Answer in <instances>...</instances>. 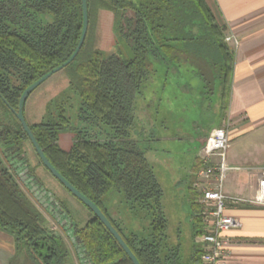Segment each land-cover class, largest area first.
<instances>
[{
	"label": "trees",
	"instance_id": "16d2710c",
	"mask_svg": "<svg viewBox=\"0 0 264 264\" xmlns=\"http://www.w3.org/2000/svg\"><path fill=\"white\" fill-rule=\"evenodd\" d=\"M101 10L112 13L118 40L128 47L130 58L120 52L106 57L94 46ZM87 16L84 42L64 70L71 68L76 76L70 88L79 98L80 116L106 128L102 140L74 130L70 150L63 151L59 135L73 129L62 102H54L55 115L49 112L46 120L28 127L49 163L103 212L139 264H180L177 251L166 244L161 187L129 130L136 99L149 80L179 65L198 76L209 94L220 87L221 111L226 109L234 53L225 42V28L205 0H87ZM82 25L81 0H0V114L5 117L0 120V231L14 243L5 264H81L65 234L49 228L2 153H23L27 136L10 110H17L25 89L72 56ZM201 165L197 159L188 189L194 237L204 231L199 193L191 187ZM111 190L149 213L147 235L124 233L114 225L102 204ZM73 237L88 264H132L91 212L83 226H74ZM201 254V246L194 244L189 264Z\"/></svg>",
	"mask_w": 264,
	"mask_h": 264
},
{
	"label": "rangeland",
	"instance_id": "374dc122",
	"mask_svg": "<svg viewBox=\"0 0 264 264\" xmlns=\"http://www.w3.org/2000/svg\"><path fill=\"white\" fill-rule=\"evenodd\" d=\"M101 11L97 12L94 25V46L106 57L120 52L124 57L130 58L128 47L118 40L113 17L107 15L109 11L102 14ZM75 81L76 76L71 68L53 74L30 96L26 107L27 119L31 123L42 122L47 119L49 112L55 115L54 102H62L66 117L70 118V127L75 131L86 130L90 138L97 139L99 137L95 128L97 125L92 121L83 123L79 119V100L70 88V83ZM159 84L156 80L153 81L142 90L140 97L136 99L135 120L129 130V138L136 141L140 149L145 152V157L152 165L156 180L161 187V209L166 222L167 243L171 247L180 249L182 264H189L194 244L191 239L193 210L185 176L194 164L195 154L199 152L198 139L210 127V114L203 107L202 101L208 104L210 100L213 102L215 96L209 94L207 88L201 89V82L192 76L191 72H185L182 69L180 75L171 77L163 87L160 88ZM218 89L220 91V87ZM148 96L157 98L156 101H152L154 112H157L152 117L153 119L149 118L152 114L144 105L148 104L145 102ZM205 98L207 100H204ZM151 109L153 110V107ZM4 118L0 114V120ZM7 123H9L8 120ZM163 123H165L164 126ZM225 128L229 137L228 160L238 158V156L245 158L248 163H254L256 159L258 161L264 159V153L255 155L256 149H259L261 145L264 147V135L257 139L256 134H249L244 139H239L236 128L228 125V122ZM175 135L181 140L174 139ZM71 143V132L66 131L59 136L58 144L64 151L70 149ZM23 150L31 169L38 176L41 184L66 204L73 222L77 223L78 227L84 225L85 221L90 218L87 209L40 166L28 142L24 143ZM2 160L5 163V159L2 158ZM8 168L11 169L10 166ZM197 192L199 203L200 192ZM102 204L111 219L123 229L124 233L128 229L142 235L149 230L148 214L132 208L121 192L109 191L103 197ZM38 206L45 214L49 228L63 235L64 232L60 226L45 213L40 205ZM199 206L201 209L200 203ZM4 260L7 261V259Z\"/></svg>",
	"mask_w": 264,
	"mask_h": 264
},
{
	"label": "crops",
	"instance_id": "0c3cea01",
	"mask_svg": "<svg viewBox=\"0 0 264 264\" xmlns=\"http://www.w3.org/2000/svg\"><path fill=\"white\" fill-rule=\"evenodd\" d=\"M205 2L217 23L225 28V38L231 37L236 44L232 40L228 42L234 53V61L226 109L221 111V93L217 88L212 93L215 96L213 102L210 100L207 104L206 101H202L203 107L210 114V127L198 139L199 152L209 132L222 127L226 122L236 128L239 139H244L249 134H256L257 139L264 135V0H205ZM103 12L107 11L100 13ZM107 15L113 17L110 12ZM164 68L165 66L163 70L166 69ZM176 68L177 70L172 67L165 73H158L159 77L150 79L149 84L156 80L161 88L171 77L180 75L181 69L188 71L183 65ZM191 74L201 82L200 88H204L199 77ZM156 99L154 96H148L145 100L148 104L144 105L150 110L151 119L157 114L152 105V101ZM177 138L181 140L175 135L174 139ZM199 152L195 154L194 164L185 176L188 189L193 181V169L196 160L199 159ZM263 153L264 147L261 145L256 149L255 155ZM226 164L229 171L223 184V193L238 200L237 203L228 204L227 210L230 215L240 220L241 227L223 234L228 239L225 261L228 264H264V206L255 203L264 198V159L248 163L240 156L228 160L226 154ZM195 178L191 187L199 191L196 187L197 176ZM191 239L198 245L193 231ZM13 254L12 237L0 231V264H5L4 259Z\"/></svg>",
	"mask_w": 264,
	"mask_h": 264
},
{
	"label": "built area",
	"instance_id": "2783aa9c",
	"mask_svg": "<svg viewBox=\"0 0 264 264\" xmlns=\"http://www.w3.org/2000/svg\"><path fill=\"white\" fill-rule=\"evenodd\" d=\"M225 40H232L236 44L231 37ZM225 126L226 123L212 129L199 152L202 165L196 173V187L201 194L199 203L202 206L204 231L195 238L202 249L200 260L195 264H228L225 261L228 239L223 234L241 227L237 217L227 214L228 204L237 203L238 200L223 193V184L229 171L226 164L229 137ZM255 203L264 206V198Z\"/></svg>",
	"mask_w": 264,
	"mask_h": 264
},
{
	"label": "water",
	"instance_id": "95a60500",
	"mask_svg": "<svg viewBox=\"0 0 264 264\" xmlns=\"http://www.w3.org/2000/svg\"><path fill=\"white\" fill-rule=\"evenodd\" d=\"M81 5H82V15H83V25H82V32H81V37L78 42V45L72 54V56L60 67L57 69L53 70L52 72L46 74L36 82H34L32 85H30L25 91L22 93L19 103H18V110L17 112H14V115L16 119L19 121L22 129L26 133L37 157L39 158L41 164L43 167L51 174V176L57 180L60 185H62L76 200H78L83 206H85L99 221L100 223L105 227V229L110 233V235L114 238V240L117 242V244L120 246L122 251L125 253L127 258L130 260L132 264H139L131 250L127 247L125 244L124 240L122 237L119 235L117 230L113 227V225L110 223L108 218L103 214V212L91 201H89L85 196H83L81 193H79L71 184H69L56 170L55 168L49 163L47 158L44 156L42 150L39 148L35 138L33 137L32 133L30 132L27 123L25 122L23 115H22V108L23 104L25 103L27 97L30 95V93L36 89L39 85H41L46 79H48L52 74L58 72L62 68L66 67L68 64H70L73 59L76 57L78 54L84 39L86 37L87 33V27H88V16H87V0H81ZM23 185L26 186V189L30 195H32L33 199L38 202L39 205H42L44 208L46 204H43V200H40L43 198L45 195L50 196V193H47L43 188L39 189L37 185H34L30 179L25 181L24 178H21L20 180ZM29 183V184H28ZM57 208L55 209V212L59 208L58 203L56 202L55 204ZM51 207L49 211H51ZM54 218L57 220V223L59 224L60 227H64L65 231V236L69 239L71 245L73 246L76 254L78 255L79 262L81 264H85L86 260L83 259V253L81 252L79 246L75 243V239L73 237V229H69V225H65L69 222L68 219H65L63 221H60L58 218L57 214L54 215Z\"/></svg>",
	"mask_w": 264,
	"mask_h": 264
},
{
	"label": "flooded vegetation",
	"instance_id": "af4514ba",
	"mask_svg": "<svg viewBox=\"0 0 264 264\" xmlns=\"http://www.w3.org/2000/svg\"><path fill=\"white\" fill-rule=\"evenodd\" d=\"M65 68V67H64ZM64 68H62L61 70H64ZM61 70H59V71H61ZM58 71V72H59ZM57 73V72H56ZM55 74V73H54ZM53 75V74H52ZM52 75L48 78V79H50L51 77H52ZM48 79H46V80H48ZM45 80V81H46ZM44 81V82H45ZM43 82V83H44ZM42 83V84H43ZM40 86V85H39ZM38 86V87H39ZM37 87V88H38ZM36 88V89H37ZM35 90V89H34ZM34 90L30 93V95L27 97V99H26V101H25V103L23 104V108H22V115H23V118H24V120H25V122L27 123V125H30V124H35V123H38V122H33V123H31V122H29L28 121V119H27V116H26V107H27V103H28V100H29V98H30V96L32 95V93L34 92ZM21 97V96H20ZM78 98V97H77ZM20 99V98H19ZM78 100H79V98H78ZM18 103H19V101H18ZM79 108H80V101H79V105H78V116H79V119L83 122V123H85V122H89L90 120H83V118L80 116V111H79ZM17 110H18V107H17ZM17 110H13V109H11L10 111H11V113H12V115L15 117V115H14V112H17ZM15 119H16V117H15ZM17 120V119H16ZM18 121V120H17ZM68 121L70 122V118H68ZM19 122V121H18ZM94 123V122H93ZM20 124V123H19ZM70 124V123H69ZM95 125H97V127H95L96 128V133H97V135L98 136H100V138L101 137H103V135L105 134V131H106V128L105 127H103L100 123H94ZM21 126V125H20ZM22 128V127H21ZM29 128V127H28ZM71 128V127H70ZM23 130V129H22ZM30 130V129H29ZM24 131V130H23ZM74 129L72 130V131H68V132H71L72 133V142H73V138H74ZM76 131H79V132H85L86 134H87V132H86V130H76ZM31 132V131H30ZM66 132V131H65ZM65 132H63V133H65ZM25 133V132H24ZM26 134V133H25ZM62 134V133H61ZM60 134V135H61ZM33 135V134H32ZM59 135V136H60ZM88 135V134H87ZM27 136V135H26ZM34 137V136H33ZM59 140V139H58ZM99 140H102V138L101 139H99ZM26 142H28V144H29V146H30V148H31V150H32V152H33V154L35 155V157H36V159L38 160V162H39V164L41 163L40 162V160H39V158L37 157V155H36V153H35V151H34V149H33V147H32V145H31V143H30V141H29V139H28V137H27V140L26 141H24L23 142V145H24V143H26ZM59 145V144H58ZM71 145H72V143H71ZM60 147V146H59ZM61 148V147H60ZM70 148H71V146H70ZM63 150V149H62ZM70 150V149H69ZM68 150V151H69ZM64 151V150H63ZM68 151H66V152H68ZM2 156H3V158L5 159V161L7 162V164L8 165H10V167H11V171L14 173V175L16 176V178L18 179V181L20 182V184L26 189V186L25 185H23L22 184V182L20 181L21 180V178H24L25 179V181L27 182V180L28 179H30L31 180V182L34 184V185H37L38 186V188L39 189H41V188H43L47 193H50L51 195L50 196H47V195H45L43 198H41L40 200H43V204H46V206L43 208L42 207V205H40V207L42 208V209H44V211H45V213L47 214V215H49L56 223H57V220L54 218V215H56L57 214V216H58V218L60 219V221H63V220H65V219H68L69 220V222L67 223V224H65V225H69V227H68V230L69 229H73L74 228V226H78L77 225V223H75V222H73V219H72V217H71V215H70V212H69V208L66 206V204H64L62 201H60L59 199H57L55 196H54V194L52 193V192H50L48 189H46L42 184H41V181H40V179L38 178V176L34 173V171L31 169V167H30V165H29V161H28V159H27V156H26V153H25V151L23 150V153L22 154H17V153H13V152H6V151H4V153H2ZM146 158V157H145ZM147 159V158H146ZM40 166L51 176V174L43 167V165L42 164H40ZM52 177V176H51ZM53 178V177H52ZM57 181V180H56ZM58 182V181H57ZM59 183V182H58ZM29 184V183H28ZM60 184V183H59ZM61 187L66 191V192H68L62 185H61ZM27 190V189H26ZM69 193V192H68ZM70 194V193H69ZM71 195V194H70ZM32 196V195H31ZM72 196V195H71ZM34 201H35V199H34ZM78 201V200H77ZM36 203H37V205H39L38 204V202L37 201H35ZM56 202L58 203V206H59V208L57 209V211L55 212V209L57 208V206L55 205L56 204ZM79 202V201H78ZM50 207L52 208L51 209V211H49V209H50ZM85 207V206H84ZM86 208V207H85ZM132 208H136V209H139V210H141L140 208H138L137 206H133ZM87 209V208H86ZM162 210V209H161ZM88 211V210H87ZM107 211V210H106ZM142 211H145V210H142ZM147 214H148V216H149V213L147 212V211H145ZM88 213L90 214V212L88 211ZM163 213V212H162ZM107 214H108V212H107ZM108 216H109V214H108ZM109 218L111 219V216H109ZM109 220V219H108ZM112 220V219H111ZM86 222V221H85ZM112 222L114 223V225H116V223L112 220ZM111 223V222H110ZM58 224V223H57ZM85 224V223H84ZM112 224V223H111ZM59 225V224H58ZM149 225H150V216H149ZM83 226V225H82ZM117 226V225H116ZM81 227V226H80ZM119 229H121L119 226H117ZM62 230H63V232H64V234H65V231H64V227H60ZM149 229H150V226H149ZM122 230V232H124L123 231V229H121ZM126 231V233L127 232H129V231H131V232H134V231H132V230H128V229H126L125 230ZM193 231V230H192ZM148 232H149V230L148 231H145L142 235H140V234H137V233H135L136 235H138L139 237L140 236H145V235H147L148 234ZM165 235H166V232H165ZM195 238H196V236H195ZM166 244H167V246H168V248L170 249V250H172V251H177V254H178V256H179V261H180V264H182V262H181V257H180V249L179 248H177V247H171V246H169L168 245V243H167V238H166ZM76 253V252H75ZM192 254V253H191ZM190 257H191V255H190ZM190 259V258H189ZM190 263V262H189ZM85 264H88L87 262H85Z\"/></svg>",
	"mask_w": 264,
	"mask_h": 264
}]
</instances>
